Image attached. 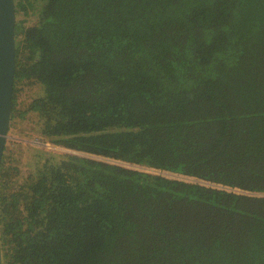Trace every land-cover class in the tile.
Masks as SVG:
<instances>
[{"label": "trees", "instance_id": "16d2710c", "mask_svg": "<svg viewBox=\"0 0 264 264\" xmlns=\"http://www.w3.org/2000/svg\"><path fill=\"white\" fill-rule=\"evenodd\" d=\"M15 7L38 21L16 24L11 120L113 162L46 151L17 181L4 155L3 264H264V0Z\"/></svg>", "mask_w": 264, "mask_h": 264}, {"label": "rangeland", "instance_id": "374dc122", "mask_svg": "<svg viewBox=\"0 0 264 264\" xmlns=\"http://www.w3.org/2000/svg\"><path fill=\"white\" fill-rule=\"evenodd\" d=\"M21 21H25V26H31L38 21V17L37 15L29 16L28 18H24L22 16L16 17V24ZM41 94L42 88L40 86L32 85L29 87H23L19 103L21 105H25V103L30 102L33 98L40 96ZM5 148L6 150H4V155L8 157L11 155V159L14 160V165L17 166L21 172V176L19 177V179L17 178V181H22L24 177L29 175L31 172L34 173L36 171L38 163L40 162V160H42L41 157L45 156L44 152L46 151H54L59 153H69L85 157H92L88 154L80 152L77 153L72 150L49 144L39 134L37 119H34L32 117H27L22 120H11ZM92 158L113 162L112 160L97 156H93ZM122 165H124V163ZM126 166L144 169L128 164H126ZM151 172H153V170H151ZM169 177L174 178L173 176Z\"/></svg>", "mask_w": 264, "mask_h": 264}, {"label": "water", "instance_id": "95a60500", "mask_svg": "<svg viewBox=\"0 0 264 264\" xmlns=\"http://www.w3.org/2000/svg\"><path fill=\"white\" fill-rule=\"evenodd\" d=\"M16 17L15 0H0V167L6 147V141L12 117V99L16 68ZM91 156L93 157V155ZM153 172H156L160 175H169L186 181L197 182L212 187L229 189L225 186L194 178L176 176L175 174L173 175L165 171L153 170ZM231 190L247 193L239 189L231 188ZM0 264H3L1 242Z\"/></svg>", "mask_w": 264, "mask_h": 264}, {"label": "bare ground", "instance_id": "6f19581e", "mask_svg": "<svg viewBox=\"0 0 264 264\" xmlns=\"http://www.w3.org/2000/svg\"><path fill=\"white\" fill-rule=\"evenodd\" d=\"M76 152V151H75ZM78 153V152H77Z\"/></svg>", "mask_w": 264, "mask_h": 264}]
</instances>
